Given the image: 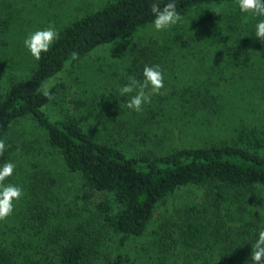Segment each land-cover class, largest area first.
<instances>
[{
	"label": "trees",
	"instance_id": "16d2710c",
	"mask_svg": "<svg viewBox=\"0 0 264 264\" xmlns=\"http://www.w3.org/2000/svg\"><path fill=\"white\" fill-rule=\"evenodd\" d=\"M18 1L0 0V167L16 165L5 183L24 195L0 221V264H252L264 230V18L245 23L236 0H175L182 17L213 11L157 32L153 0L81 1L65 23L46 15L65 0L48 11ZM31 16L59 37L15 75ZM110 46L98 79L82 81L79 64ZM153 65L164 88L137 113L135 92L119 90Z\"/></svg>",
	"mask_w": 264,
	"mask_h": 264
},
{
	"label": "clouds",
	"instance_id": "9594fccd",
	"mask_svg": "<svg viewBox=\"0 0 264 264\" xmlns=\"http://www.w3.org/2000/svg\"><path fill=\"white\" fill-rule=\"evenodd\" d=\"M236 4L239 11L244 14L245 23L249 16L264 18V0H236ZM150 12L154 17L152 26L157 32L167 31L183 21V17L177 11L175 0H169L163 7H161L160 0H153ZM255 29V38L264 43V19L256 23ZM58 37V32L49 27L30 33L24 40V46L33 59L39 61L42 54L50 50ZM142 76V80L129 76L128 83L119 90L121 96L135 92L126 106L137 113L142 112L144 105L151 102L152 96L159 94L164 88V74L159 65L145 66ZM42 94L48 100L55 98L47 87L43 89ZM6 147L5 141L0 140V155L4 154ZM15 168L16 165L12 162H7L0 167V221L7 220L13 214L15 202H18L24 195L21 187L5 183L6 179L13 175ZM251 261L252 264H264V230L259 231L258 238L252 245Z\"/></svg>",
	"mask_w": 264,
	"mask_h": 264
},
{
	"label": "rangeland",
	"instance_id": "374dc122",
	"mask_svg": "<svg viewBox=\"0 0 264 264\" xmlns=\"http://www.w3.org/2000/svg\"><path fill=\"white\" fill-rule=\"evenodd\" d=\"M27 1H30V2L33 1L35 6L39 3L41 5L42 10L48 11L46 4L48 3L49 0H27ZM81 1H86V0H65V2L67 3V6L63 7L62 9H57V10H54V11H48L46 13V15L55 14L57 16V19H56L57 22L65 23L73 16L72 11H70V5L71 6L76 5L79 2H81ZM100 1L101 0H95L93 3L92 2H88V3L92 4V5H97V4H99ZM18 2L21 3L22 0H19ZM59 2H60V0H58V3ZM212 11H213V9H209V10H205L204 12H199V13L193 12V13H190V14L186 15L185 17H183V23L186 24L187 27H191V28L193 27L194 28L196 20L198 21V19H200V18H207L209 13L212 12ZM32 18L33 17L31 16V18L30 19L28 18V20H29V22L32 21V24L34 25V27L32 25H30L29 29H26L25 31H22L20 33V38H21V42L23 44V47H21L20 49H17V52H15V54H17V55H19V56L24 58L25 66H23L20 63H17V57L14 56L15 57L14 64H13V66L10 69H12V68L16 69L13 72L15 75L18 72H20L23 68H25V67L27 68L26 60L29 57H31L28 49L24 46V40L28 37V35L30 33H34L35 31L41 30V29H38V28H42L43 29V27H45L43 21H41L39 19H32ZM50 26H53V22L51 23ZM130 42H131V39L128 40L125 43V45H128ZM111 51H112L111 46L107 47L105 52L101 51L99 53H94V54H92V56L89 58V60L85 64L84 63H80L79 64L80 66L77 68V73L80 70V73H81L80 76H81L82 81L92 82V81H95L96 78L98 79V76L95 75L93 66L95 65L96 62H99V63L101 62V63L108 64L109 61H110V57H111ZM10 65L11 64L5 66V69H9ZM2 72H4V71H2ZM27 124L28 123H26V125ZM259 195L261 197V199H259V200L263 201L264 200V191H260ZM102 198H103L102 195H98V196L95 197V199L98 200V201H100Z\"/></svg>",
	"mask_w": 264,
	"mask_h": 264
}]
</instances>
